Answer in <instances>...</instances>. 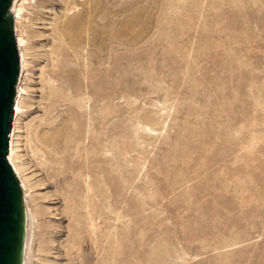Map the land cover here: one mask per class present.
<instances>
[{
	"label": "rangeland",
	"instance_id": "obj_1",
	"mask_svg": "<svg viewBox=\"0 0 264 264\" xmlns=\"http://www.w3.org/2000/svg\"><path fill=\"white\" fill-rule=\"evenodd\" d=\"M30 44L41 264H264V0H30Z\"/></svg>",
	"mask_w": 264,
	"mask_h": 264
},
{
	"label": "water",
	"instance_id": "obj_2",
	"mask_svg": "<svg viewBox=\"0 0 264 264\" xmlns=\"http://www.w3.org/2000/svg\"><path fill=\"white\" fill-rule=\"evenodd\" d=\"M30 0H0V264H41L23 129Z\"/></svg>",
	"mask_w": 264,
	"mask_h": 264
},
{
	"label": "bare ground",
	"instance_id": "obj_3",
	"mask_svg": "<svg viewBox=\"0 0 264 264\" xmlns=\"http://www.w3.org/2000/svg\"><path fill=\"white\" fill-rule=\"evenodd\" d=\"M27 90V89H26ZM147 129H149V131H152L153 129H151V128H147ZM89 187V186H88ZM91 187V186H90ZM90 187L88 188L89 190H90ZM88 190V191H89ZM88 205V204H87ZM88 209L90 208V206L88 205V207H87ZM113 211V210H112ZM34 214H35V212H34ZM35 220H36V215H35ZM92 226H94V225H92ZM95 227V226H94ZM93 227V228H94ZM38 245H39V241H38ZM39 252H40V246H39Z\"/></svg>",
	"mask_w": 264,
	"mask_h": 264
}]
</instances>
